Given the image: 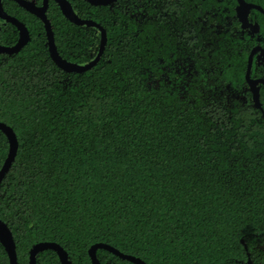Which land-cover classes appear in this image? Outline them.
<instances>
[{"label":"trees","instance_id":"16d2710c","mask_svg":"<svg viewBox=\"0 0 264 264\" xmlns=\"http://www.w3.org/2000/svg\"><path fill=\"white\" fill-rule=\"evenodd\" d=\"M69 1L107 33L82 72L56 64L37 15L2 0L31 35L20 51L0 52V121L19 142L0 218L19 264L42 241L59 243L72 264H93L96 243L146 264H244L247 244L252 264H264V115L245 77L255 38L242 33L238 1ZM251 11L264 36L263 14ZM47 15L65 59L97 56V27L72 22L55 0ZM19 36L0 17V45ZM253 74L264 78V67ZM9 146L0 130V170ZM96 253L101 264H136ZM0 264H10L1 242ZM37 264L62 261L47 249Z\"/></svg>","mask_w":264,"mask_h":264},{"label":"water","instance_id":"95a60500","mask_svg":"<svg viewBox=\"0 0 264 264\" xmlns=\"http://www.w3.org/2000/svg\"><path fill=\"white\" fill-rule=\"evenodd\" d=\"M15 1L18 2L22 7L32 12L33 14L37 15L44 22V25L46 28L47 39H48L49 51H50L51 57L53 58V60L56 62L58 66H60L61 68L69 72H82V71H86L92 68L99 61V59L101 58V55L104 52L105 44L107 42L106 30L100 23L92 19H85V18L80 17L75 12L69 0H55V1L59 4L63 13L72 22L78 25L95 26L101 31V35H102V44H101L99 53L93 60L86 62L84 64H79L77 62H73L68 59H65L59 53L56 42H55V34H54L53 27H52V23L47 15V10L49 7V0H43L42 5H38L35 0H15ZM87 1L93 5H112L118 0H87ZM251 9H258L264 13V7H262L261 5L250 3V2H247L246 0H238L236 11H237L239 20L242 22L243 28L250 26L251 29L256 32L260 30L261 26L258 22L253 23L249 21L248 17H249ZM0 17L6 21L12 22L15 25H17L20 31V36H19L18 41L13 45H0V52L6 53V54H12V53H16L20 51L21 48L24 47L31 38L27 25L21 20H19L18 18H16L15 16L8 14L4 9L2 0H0ZM254 55H255V49H254V52L249 56V62H248V67H247L245 77H246V81L248 82L250 86V90L253 94L254 103L256 106L261 108V110L263 111V115H264V107L260 100V89H259V85L264 84V78H253L252 77V67H253ZM0 130H3L5 132V134L7 135L9 139V144H10L8 156L0 170V183H1L2 179L4 178L6 173L9 171L13 161L15 160L18 147H19V142H18V138H17V135L14 129L7 123L0 121ZM0 242L4 245V247L6 248L8 252L10 264H19L14 234L11 228L9 227V225L5 221H3L1 218H0ZM98 248L108 249L114 254L124 259L131 260L135 262L136 264H146L145 261L141 259L140 257L133 256L131 254H126L120 251L118 248L110 244H107V243H96L91 246L89 253L92 258L93 264H101L97 257V253H96ZM47 249L55 250L60 257L62 264H72V261L69 259V255L67 251L59 243L54 242V241H42V242L36 243L30 250L29 264H37V255L40 252L47 250Z\"/></svg>","mask_w":264,"mask_h":264},{"label":"flooded vegetation","instance_id":"af4514ba","mask_svg":"<svg viewBox=\"0 0 264 264\" xmlns=\"http://www.w3.org/2000/svg\"><path fill=\"white\" fill-rule=\"evenodd\" d=\"M246 1L250 2V3H254V2H252L250 0H246ZM237 5H238V3H237ZM237 5L235 6V10H236ZM251 13H252V11H250V14H249V17H248L249 21L253 22V23L258 22L257 19H256V16L251 17ZM261 13L264 16V13L263 12H261ZM236 17L239 20L237 11H236ZM239 22H240V27H241L242 33L247 32L248 34H250L252 36L253 39L255 38L254 39L255 43L253 44V46H252V48L250 50V53H249V55H251L254 52V49H255V55H254V58H253V67H252V74H253V70L254 69L256 70L258 68L264 67V51H263V49H264V36L260 33V30L255 32V31H253L251 29L250 26H248L246 28H243L242 22L240 20H239ZM191 68H192V65H187V67H185L184 69H186L187 71L190 72ZM252 77L253 78H263L261 76H254V74L252 75ZM260 88H261V86L259 85V89ZM252 100H253V98H252ZM253 102H254V100H253ZM254 106H256L255 103H254ZM245 246H246L248 258H247L246 262H244V264H252V262H253V260H252V251L249 249V246L247 244Z\"/></svg>","mask_w":264,"mask_h":264}]
</instances>
